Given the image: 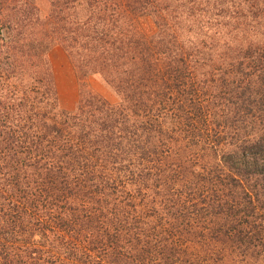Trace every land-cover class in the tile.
Instances as JSON below:
<instances>
[{
	"label": "rangeland",
	"instance_id": "obj_1",
	"mask_svg": "<svg viewBox=\"0 0 264 264\" xmlns=\"http://www.w3.org/2000/svg\"><path fill=\"white\" fill-rule=\"evenodd\" d=\"M263 86L264 0H0V264H264Z\"/></svg>",
	"mask_w": 264,
	"mask_h": 264
},
{
	"label": "trees",
	"instance_id": "obj_2",
	"mask_svg": "<svg viewBox=\"0 0 264 264\" xmlns=\"http://www.w3.org/2000/svg\"><path fill=\"white\" fill-rule=\"evenodd\" d=\"M264 87V86H263ZM262 88V87H261ZM259 103V102H258ZM257 103V104H258ZM238 107L234 106L232 109H230V113L234 112L235 114L239 111L242 110V104L241 106L237 105ZM252 124L254 125V127H258L260 125H264V123H262L259 119V117H256L255 120L252 121ZM62 127L60 125L56 126L54 125V129L51 131L54 132L55 135L52 140L55 144H52L51 147L54 150V153L57 154V160L60 162H67V161H73V156L71 155V152H67L66 148L68 149V147L59 144V141H61V137L62 134L60 133L62 131ZM248 138L243 140L244 142L242 144H240V146H238V148L234 151V150H230L229 151V158H225L223 157L224 161H227V163H229V168L232 172V176L231 179L233 181H241L240 178H246L245 174L243 172H246L248 168L250 167H257L261 166L262 171L259 172V175H263V180H264V131L259 130L257 133L253 134L252 136H247ZM62 150H66L63 151L64 154H60L58 149ZM70 151V149H69ZM59 154V156H58ZM44 168L43 170L48 172L49 175L51 177H53V181L52 182H56L54 183V185L51 186L52 188V192L54 191H61L62 189V185L61 183H58L60 180V176L62 174H60L59 176L57 174H55V168L53 165L49 164V162H45L44 164ZM26 167L23 166V169H25ZM27 169V168H26ZM60 173V172H59ZM234 174H236L237 176H235ZM19 187H21V183L19 185ZM11 190H14L13 186H10ZM9 188V190H10ZM50 190V189H49ZM22 191V190H21ZM43 191V190H42ZM41 191V192H42ZM47 192V190H46ZM18 201V202H16ZM48 201V200H47ZM36 200L34 197L31 196H20V200L19 199H14L13 202L10 201L9 204H7L8 207H5V210L7 211V214L5 212H3V214H0V220L3 221L4 219H7L10 215L12 217V221L11 223L13 224H17L16 223V218H21V222L25 225H32V217H37V215L39 216V214H36L34 212V207L36 206ZM56 203V201H55ZM54 203V204H55ZM40 203H37V205ZM222 205V204H219ZM95 208V213L92 212H87L86 215H81L80 212L78 211L75 215V218L83 225V227L87 230H90V227H92L91 224L94 223V215H96V219H100L103 222H105L106 220H108V217H106L105 215V209L104 207H94ZM0 211H2V208H0ZM21 213H23V215H21ZM13 215H16L15 219L13 218ZM104 217H106V220L104 219ZM25 221V222H24ZM21 223V225H22ZM18 225V224H17ZM111 225L108 224L107 228L109 229ZM96 229V228H94ZM26 233V232H25ZM32 233L29 232V235ZM120 235L116 236L115 235H110L109 240L106 241L107 245H109V251H112L113 257H117L118 255H120L123 247L120 246L117 241L119 240Z\"/></svg>",
	"mask_w": 264,
	"mask_h": 264
}]
</instances>
